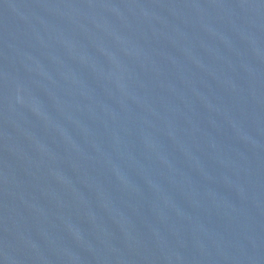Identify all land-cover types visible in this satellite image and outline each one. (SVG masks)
<instances>
[{"label":"water","instance_id":"95a60500","mask_svg":"<svg viewBox=\"0 0 264 264\" xmlns=\"http://www.w3.org/2000/svg\"><path fill=\"white\" fill-rule=\"evenodd\" d=\"M0 264H264V0H0Z\"/></svg>","mask_w":264,"mask_h":264}]
</instances>
